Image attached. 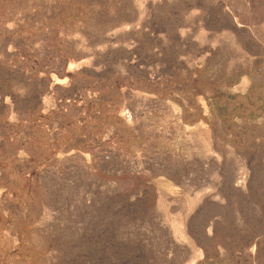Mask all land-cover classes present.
<instances>
[{"label": "rangeland", "instance_id": "obj_1", "mask_svg": "<svg viewBox=\"0 0 264 264\" xmlns=\"http://www.w3.org/2000/svg\"><path fill=\"white\" fill-rule=\"evenodd\" d=\"M0 264H264V0H0Z\"/></svg>", "mask_w": 264, "mask_h": 264}]
</instances>
